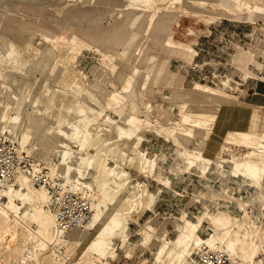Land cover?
<instances>
[{
  "label": "rangeland",
  "instance_id": "rangeland-1",
  "mask_svg": "<svg viewBox=\"0 0 264 264\" xmlns=\"http://www.w3.org/2000/svg\"><path fill=\"white\" fill-rule=\"evenodd\" d=\"M54 1L0 0V101L9 100L15 116L23 117V111L27 110L34 117L32 105L27 104V97L34 89L36 96L48 95L50 91L76 96L72 82L63 68L57 66L58 52L66 50L77 57L75 71L83 76L88 95H93H77L74 100L89 103L92 98L103 103L107 108L99 118L121 125L137 137L133 140L129 162L123 168L133 178V184H147L153 193H160L157 220L164 224L165 218L169 219L167 225L174 234L175 219L181 212L187 210L188 217L195 220L207 205H212L214 220L227 223V219H223L225 213L229 217L244 216L240 206L231 200L241 199L251 204L249 213L258 227L253 236L256 242L264 231L260 191L242 176L235 177L231 163L217 165L221 162L218 158L231 160L226 151L220 152L223 144L236 148L224 141L227 132H245L250 113H244L241 106L238 109L242 114L234 118L227 114L233 106L222 105L221 118L209 134L211 142L195 140L190 146V153H202L214 161L209 167L200 168L186 162L169 132L205 128L189 120L183 109L189 102L182 90L200 92V85L217 94L231 96L239 103L264 107V0H199L202 4L195 2L198 0H173L167 12L162 4L164 0H134L144 10L127 26L126 31L130 33L126 36L122 29L125 19L115 5L117 0ZM86 3L97 4L96 13L113 12L106 14L104 26L90 38H87V24L83 19L82 8ZM178 6L181 9H177ZM159 9L170 21L153 17ZM157 21L162 22L158 30ZM103 28L110 30L109 35L102 34ZM21 81L23 85L18 88ZM180 84L182 87L178 88ZM137 122L143 127L137 126ZM100 125L102 129L109 126ZM18 133L15 131L10 136L22 148L16 138ZM236 149L243 154L239 147ZM31 154L52 175L51 168L58 166V160L51 161L45 156L38 159ZM137 154L157 161L156 176L168 182L167 187L155 178L147 179L132 171ZM109 165L113 167V163ZM220 173L228 178H221ZM59 176L72 187L66 177ZM92 176L94 174L81 181L87 195L96 190ZM7 202L0 200V264H101L90 255L79 257L78 238L85 229L55 242L53 230L48 234L37 223L40 214L36 203L27 207L26 213L22 212L27 215L23 218L26 226H22L4 212ZM216 210L221 216H217ZM152 216L154 214L145 216L144 222ZM228 226L227 223L223 228ZM7 227L14 231L6 237ZM131 230L130 241L117 244L119 258L102 264L125 261L139 264L134 257L141 242L137 236L139 228L131 224ZM211 232L205 224L200 235L206 239ZM36 252L38 259L31 260ZM147 258L151 255L147 254Z\"/></svg>",
  "mask_w": 264,
  "mask_h": 264
},
{
  "label": "bare ground",
  "instance_id": "bare-ground-1",
  "mask_svg": "<svg viewBox=\"0 0 264 264\" xmlns=\"http://www.w3.org/2000/svg\"><path fill=\"white\" fill-rule=\"evenodd\" d=\"M60 1L83 3L84 0H55L54 2ZM133 1L117 0L115 3L125 19L122 28L124 36L130 33V30L126 31L127 26L144 10L139 2ZM172 1H162L166 12ZM195 2L202 4L199 0ZM233 3L230 2V4ZM49 4L53 3L49 2ZM87 4L82 9L85 11L83 19L87 24V38H90L94 31L104 26L106 14H113V12L102 11L100 13L99 11L96 13L97 4ZM177 9H181V7L178 6ZM165 16L167 15L162 13V9H159L157 15L154 14L153 17L162 18L164 21ZM113 20L116 22L117 18L113 16ZM165 20L170 21L169 19ZM161 24L162 22L157 21L158 28L156 30ZM103 29L102 34L109 35L110 30ZM66 52L64 49L58 52L57 66L63 68L66 77L72 82V89L76 96L54 91H50L48 95L36 96L34 89L27 97V104L32 105L35 112L33 113L36 114L34 117L27 110L23 111V117L15 116V109L9 106V100L0 101V136L13 135L15 131H18L16 138L20 141L24 151L27 150L30 154L34 153L38 159L45 156L51 161L58 160V166L51 168L52 175L51 173L50 175L52 177L63 175L67 178L68 183L73 184L74 190L86 193L81 181L85 180L86 176L94 174L92 177H94L96 190L91 191V195H88L92 201L91 219L85 227H74L61 232L54 214L50 211L48 193L35 187L28 177H20L16 184L8 185L0 190V200H8L3 208L4 212L13 217L18 224L26 226L23 220L27 215L22 212L26 213L27 207L36 203L40 214L37 223L48 234L53 230L55 242L76 230L85 229L78 238L79 251H81L79 257L84 258L90 255L97 258L101 264L108 262L109 259L117 260L119 258L117 244L118 242L126 244L130 241L131 224L139 228L137 236L140 237L141 242L138 252L134 256L139 260V264H190V262L195 264V256L204 250L227 253L236 264H264V231L257 236L259 239L255 242L253 236L258 229L257 223L247 211L251 204L245 203L241 199L231 198L243 209L244 216L241 218L234 215L229 217L225 213L226 217L223 219H227L229 224L225 228L221 227L217 219L214 220L212 205H207L195 220L188 217L187 210L181 212L180 216L175 219L174 234L170 226L167 225L169 219L165 218L166 223L164 224L157 220L156 206L160 193H153L147 184H133V178L123 168L129 162V156L134 147L133 140L137 137L121 125L103 122L99 118L100 114L105 112L104 108H107L103 103L96 102L92 98L89 103H83L78 99L74 100V97L84 94L87 97L93 95H88L83 76L75 71L77 57ZM23 82L18 84V88L23 85ZM182 85L180 84L178 88H181ZM199 87L200 92L195 93L182 90L186 96L185 100L189 102L183 109L189 120L202 124L205 128L200 127L198 130L191 129L190 131L178 129L174 133L171 131L169 133L174 136V145L180 150L184 160L189 164L203 168L212 166L214 161L205 158L202 153L192 154L189 149L195 140L211 142L209 134L217 124V119L221 118L220 107L231 104L233 109L227 114L234 118L239 114L238 108L241 106L255 107L260 112H264V107L242 104L231 96L217 94L203 85ZM109 102L112 103L111 100ZM110 106L112 104L108 105V107ZM102 123L104 126L109 124L108 128L102 129V125L99 126ZM136 125L143 127L140 122H137ZM30 127H33L31 131ZM219 128L221 129V126ZM13 140L16 142L14 138ZM224 141L228 145L239 147L240 151L243 150V154L238 153L236 148L224 147L223 144V150L220 149V152L226 151V155L231 160L226 161L218 158L221 160L219 163L216 161L218 167L231 163L234 176H242L245 181L255 185L260 191L259 200L264 204V130L253 135L228 131ZM19 147L21 150L20 145ZM53 152H55L54 156ZM219 154L221 155V153ZM135 158L132 171L147 179L155 178L164 187L169 185L161 176H156V160L145 158L141 154L135 155ZM110 163H113V167L109 165ZM223 173H225L224 170ZM223 173H220L219 176L227 179L228 177ZM216 212L217 216H221L222 213L219 210ZM148 214H154V216L144 222L145 216ZM205 224L212 228V232L206 239H203L200 233L205 229ZM13 231L12 227H7L6 237ZM172 235L174 236L172 237ZM147 254L151 255L150 259L147 258ZM37 257L36 252L30 259H38ZM261 257L263 260L260 261ZM121 263L130 264L127 261Z\"/></svg>",
  "mask_w": 264,
  "mask_h": 264
},
{
  "label": "built area",
  "instance_id": "built-area-1",
  "mask_svg": "<svg viewBox=\"0 0 264 264\" xmlns=\"http://www.w3.org/2000/svg\"><path fill=\"white\" fill-rule=\"evenodd\" d=\"M28 177L38 189L49 195V208L61 232L85 227L91 219L92 201L81 190H74L61 177H52L46 168L10 135L0 136V190ZM124 264V263H115ZM195 264H236L221 251L204 250L195 256Z\"/></svg>",
  "mask_w": 264,
  "mask_h": 264
},
{
  "label": "crops",
  "instance_id": "crops-1",
  "mask_svg": "<svg viewBox=\"0 0 264 264\" xmlns=\"http://www.w3.org/2000/svg\"><path fill=\"white\" fill-rule=\"evenodd\" d=\"M253 105V104H252ZM255 106V105H254ZM245 109V112L244 113H250V116H248L247 118V124L249 125L248 128H246L245 126V132L243 131L242 133H246L248 135H253L255 134L256 132H260V131H263L264 130V112H260L257 110V108L255 107H252V108H249V107H243ZM255 108V109H254ZM242 114V111L241 113H239V115ZM237 115V116H239ZM241 132V131H239ZM143 146V144H142ZM228 164V163H226ZM195 170V169H194ZM209 174H207L208 176ZM206 176V177H207ZM212 177V175H210ZM202 177V176H201ZM204 177V178H206ZM241 208V207H240ZM242 209V208H241ZM243 210V209H242ZM247 211L249 212V208L247 209ZM219 223L224 226L226 223V221L224 220H219ZM208 227V226H207ZM209 229L212 230L211 227H208Z\"/></svg>",
  "mask_w": 264,
  "mask_h": 264
}]
</instances>
